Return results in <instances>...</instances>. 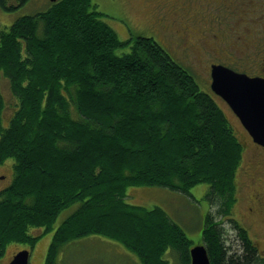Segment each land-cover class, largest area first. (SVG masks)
Segmentation results:
<instances>
[{"label": "trees", "instance_id": "1", "mask_svg": "<svg viewBox=\"0 0 264 264\" xmlns=\"http://www.w3.org/2000/svg\"><path fill=\"white\" fill-rule=\"evenodd\" d=\"M16 1L0 7L12 12L29 0ZM92 1L49 0L0 30V79L10 92L9 101L0 95V167L13 161L12 183L0 191V257L12 243L35 246L79 203L55 230L44 264L94 235L141 264H168V252L191 264L192 241L180 225L162 207L129 204L128 189L189 195L206 184L239 242V250L227 247L208 212L200 243L211 264H264L235 220L244 145L222 109L153 38L121 41ZM127 45L129 53H116Z\"/></svg>", "mask_w": 264, "mask_h": 264}, {"label": "rangeland", "instance_id": "2", "mask_svg": "<svg viewBox=\"0 0 264 264\" xmlns=\"http://www.w3.org/2000/svg\"><path fill=\"white\" fill-rule=\"evenodd\" d=\"M146 1L147 0H93L92 4L96 7L98 12L103 14L99 18L106 22L117 33L121 41H128L135 36L153 38L173 58L175 62L192 73L196 83L202 91L209 94L222 109L236 136L243 142L244 145L243 162L236 176L239 189L238 201L236 202L234 212L239 218V221H241L249 229L248 231L250 236L257 243L261 254L264 255V222L260 218V215L247 213V208L250 203L248 196L253 191L254 186H252L251 183V176L256 170V166L252 164L255 156L253 155L255 147L236 115L232 112L224 100L217 97V95L212 91L207 72L208 62H203L202 56H195L193 61L197 65L196 66L191 62L189 53L181 51L186 45H188V40L184 39L183 34L185 32L179 27V18L172 14L174 13L172 8L173 4L174 2L175 5L184 4L185 14L191 23H197L200 27L208 30H221L222 27H220V24L211 19V11L207 9L201 1L159 0V2H166L163 4V10L165 12L164 15H166L164 20L168 18L166 22L171 26L173 37H169L165 34L162 24L159 25L158 34L156 30L148 28L149 22L146 23L143 18L144 11L146 14L148 12V2ZM49 4V0H29L24 6L19 7L12 12H5L0 7V30L11 26L16 19L23 15L34 14L36 12L46 10ZM246 26L251 28L250 34L253 36L257 34L258 30H260L258 24L250 23ZM231 27L236 29V24L232 23ZM242 27V25L238 26L240 30ZM189 33L192 34V31H189ZM207 40H211V38L206 37L205 35V38H203L202 41L198 40L193 42L198 44L205 43ZM251 44H256V41L252 40ZM130 50L131 46L127 45L119 48L116 53L118 55H123L125 53H129ZM217 51L218 50L216 49L212 50L209 55H217ZM183 53H186L187 55L182 56ZM0 95L3 99H7L8 101L10 100L9 85L4 79H0ZM12 114V108L5 110L3 115L4 125L9 123ZM4 164L5 165L0 167V176L2 175L0 179H4L0 180V187H3L0 191L7 188L13 180V161L7 160ZM7 167H9L11 171ZM146 189H152L154 191H147ZM208 191L209 187L206 184L195 186L191 189L189 195L159 187H130L128 189L127 202L129 204L140 205L147 208H152L154 206L162 207L171 219L180 225L187 237L191 239L192 245L194 246L201 242L204 217L208 212H210V214L214 216V219L222 224L226 240L225 245L227 247H231L232 250H239L238 233L231 226V223L227 220V218L219 214L218 208L220 200L218 199L215 201L214 199L212 204L209 203V199L206 197ZM78 206L79 203H76L62 211L58 216L53 229L49 233H45L42 238L36 242V247L31 249V252L34 250L38 251L39 249L40 251H43V257H34L35 255L33 256L31 254L30 264H44L45 257L47 256V250L52 241L55 230L78 208ZM43 231H45V229ZM38 232L41 231L34 230L33 233ZM20 246L25 249L28 247L26 244L22 243ZM17 250L18 249L16 248L8 250L7 257H11L13 251ZM174 254L168 252L165 255V258L168 260V264H178L175 261L176 254ZM56 264H141V262L134 254L126 250L121 244L110 241L104 237L94 235L73 240L65 245L57 257Z\"/></svg>", "mask_w": 264, "mask_h": 264}, {"label": "flooded vegetation", "instance_id": "3", "mask_svg": "<svg viewBox=\"0 0 264 264\" xmlns=\"http://www.w3.org/2000/svg\"><path fill=\"white\" fill-rule=\"evenodd\" d=\"M198 1L203 2L204 6L211 11V19L220 24L222 29L208 30L200 27L197 23H191L185 14L184 4L175 5L174 2L172 7L174 13L172 14L179 18V27L185 32L183 34L184 39L188 40V45H186L181 51L189 53L191 62L194 65H196L193 61L195 56H202L203 62H208L207 72L209 75V82L211 81L212 69L216 65L229 68L237 73L246 74L252 78L258 77L264 79V0ZM146 2H148V12L146 14L144 11L143 18L146 23L149 22L148 28L156 30L159 34V25L162 24L165 34L169 37H173L171 26L166 22L168 18L164 20L166 15H164L165 12L163 10V4L166 2H159V0H147ZM232 23L236 24V29L231 27ZM250 23L258 24L260 27V30L257 31L255 36L250 34L251 28L246 26ZM239 25L243 26L241 30L238 28ZM189 31H192V34H190ZM204 33L206 37L211 38V40L198 44L193 42L198 40L202 41V39L205 38ZM252 40H255L256 44H251ZM215 49L218 50L217 55L210 56L209 53ZM186 55V53L182 54V56ZM251 142L255 147V152L253 153L255 156L252 164L256 166V170L251 176V183L252 186H254L253 191L248 196L250 203L247 208V213L260 215V218L264 222V147L254 143L253 141ZM235 220L239 222L241 228L246 231L249 230L241 221H239V218L236 215ZM33 235L34 237L41 236V234L38 233H34ZM40 238H42V236ZM20 245L21 244L18 243L9 244L3 255L0 257V263L11 264L12 260L21 248ZM14 248L18 250L13 251L11 257H7L8 250ZM26 250L30 251V257L31 254L33 256L35 255L34 257H43V251H40L39 249L38 251L34 250L31 252V248L28 247ZM259 255L263 260L264 255L261 254L260 248ZM45 261H47L46 257Z\"/></svg>", "mask_w": 264, "mask_h": 264}, {"label": "water", "instance_id": "4", "mask_svg": "<svg viewBox=\"0 0 264 264\" xmlns=\"http://www.w3.org/2000/svg\"><path fill=\"white\" fill-rule=\"evenodd\" d=\"M211 88L228 103L253 141L264 146V79L216 65L212 70ZM191 255L192 264H210L203 246L195 247ZM28 257V251H23L12 264H28Z\"/></svg>", "mask_w": 264, "mask_h": 264}, {"label": "bare ground", "instance_id": "5", "mask_svg": "<svg viewBox=\"0 0 264 264\" xmlns=\"http://www.w3.org/2000/svg\"><path fill=\"white\" fill-rule=\"evenodd\" d=\"M68 244V243H67ZM66 244V245H67ZM28 247H30L31 249H34L35 247H36V244H35V246H33V247H31L30 245H27ZM197 246H203L205 249H206V252H207V255H208V259H209V262H210V264H211V260H210V256H209V252H208V249H207V247H206V245L204 244V243H199V244H197V245H191V248H190V255H191V251L192 250H194V248L195 247H197ZM27 247V248H28ZM23 251H28V253H29V257H28V264L30 263L29 262V259H30V251L29 250H26L25 248H21V249H19V252L16 254V256L14 257V259L12 260V262H11V264L13 263V261L15 260V258L21 253V252H23ZM57 261V260H56ZM191 264H192V255H191Z\"/></svg>", "mask_w": 264, "mask_h": 264}, {"label": "crops", "instance_id": "6", "mask_svg": "<svg viewBox=\"0 0 264 264\" xmlns=\"http://www.w3.org/2000/svg\"><path fill=\"white\" fill-rule=\"evenodd\" d=\"M158 193H159V191H158Z\"/></svg>", "mask_w": 264, "mask_h": 264}]
</instances>
